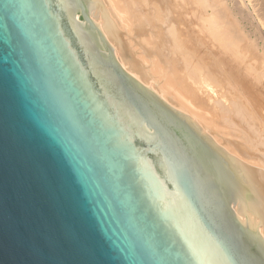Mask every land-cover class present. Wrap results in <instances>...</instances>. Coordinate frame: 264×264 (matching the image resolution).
<instances>
[{
    "label": "water",
    "instance_id": "obj_1",
    "mask_svg": "<svg viewBox=\"0 0 264 264\" xmlns=\"http://www.w3.org/2000/svg\"><path fill=\"white\" fill-rule=\"evenodd\" d=\"M86 11L152 84L102 0H0V264H264V171Z\"/></svg>",
    "mask_w": 264,
    "mask_h": 264
},
{
    "label": "bare ground",
    "instance_id": "obj_2",
    "mask_svg": "<svg viewBox=\"0 0 264 264\" xmlns=\"http://www.w3.org/2000/svg\"><path fill=\"white\" fill-rule=\"evenodd\" d=\"M238 1L236 2V7H235L236 12L238 13L239 16L245 18V20L248 21V19L251 17V15L248 18L247 14H246L247 16L243 14V12H244L243 6L244 5H242V4L240 5L241 1H240V3H238ZM131 2L132 1H129V0H102V3L104 5L105 9L109 13L111 23L122 33V40L126 43L128 49L136 56V54H137L136 49L137 48H135L134 46L138 45V48L141 49L140 50L141 53L143 55H145V57L143 55H140L139 57L136 56V57L145 65V72L149 75L152 84L144 81V75H143L142 70H140V71H130L129 70V64L123 59L121 51L117 47L116 41H111L108 30L102 29L98 24L95 23L96 25L95 24L94 25H95L96 29L100 33L103 34L105 40L108 42V44L111 45L112 48L111 47L110 48L114 51V56L118 60L120 65L124 69H126L131 75H133L136 79H138L141 83L146 85V87H148L151 91H154L155 93H157V96L158 97L160 96L159 98L163 99L168 105H172V107L177 108L175 110L179 111L182 115L190 118L193 121V123L195 124L194 127L197 129H201L203 132L208 134L212 140H214L216 143H218L220 145L219 147H221L220 148L221 150H223L227 153L233 154L235 157H237L240 161L246 163L253 170H263V169L257 167V165H255L256 162H254L252 160L248 161V160L241 157L242 151L240 150V148H242V147H240V144H238V146H239L238 147L234 142H232L230 140L229 141L226 140V138L223 134L228 133L230 131V128H229L230 126L228 125V121L225 119V116H224L225 113L223 116L221 114H222V111L227 112L228 107L225 106V108L224 107L220 108V115L221 116L219 115V113H217L216 110L218 107L215 105L214 102H212L211 97L210 96L208 97V95L204 91L203 84H202V81L200 78L201 76H198L199 75V69H196L197 68L196 67L193 70L192 67H195V66L194 65L190 66V64H188L185 61L184 56H182V55L179 56L178 52L181 54L182 51L181 50H180L181 52L178 51L172 45L171 46L169 44L166 45V46H169V47H167V50H169V51L166 52V54H165L164 51L166 50L165 49L166 46L163 43H165L166 41L163 43L162 42L159 43V47L161 48V49H159V48H156L155 44L153 43L152 39L149 36L144 37L143 34L145 32L147 24L145 22V19H142L141 16H137ZM159 2H160V0H159ZM179 2L181 4L192 3L193 5H196L202 11L200 16L197 18H194V20L192 21L193 27L195 28L196 32L199 33L202 36V38L205 41H207L210 44V46H212L214 48V51L217 54H219L223 58H227L228 60H230L236 67L241 68L242 71L244 72V74L248 78L254 79V80H256V78H259L257 75L258 73L255 71L256 70L255 66L251 62L249 63L248 61H245L246 56H245V53L243 52L244 51L243 48L240 47V45L237 43L238 40L235 41L234 39H232L230 37V35H232V34L230 33V35H229L228 32H226L224 30V28L227 27L226 26L227 22L224 23L225 21L222 20L223 22L221 21V23H219L220 21H218V19H217V16H220V15H217L219 12L217 11V14H216L217 16H216L215 15L216 10L213 11L214 9H217V6H215L216 7L215 8L213 6V4L210 3L208 0H179ZM232 2H233V0H232ZM248 2H250L252 4L253 8L256 11L258 10V12L261 14V16H260V14H259V16L261 19V23L264 26V0H248ZM139 3H141V2H139ZM219 3H221V2H219ZM141 5L142 4H140L139 9L140 10L142 9V12H143V10L146 11L145 8H143V6H145V5H142V6ZM214 5H215V3H214ZM212 6H213V10L211 9ZM245 10L247 11V8ZM221 13H222V11H221ZM87 15L89 16L90 20L93 19V21H94V14L93 13L87 12ZM257 15H258V13H257ZM223 19H224V16H223ZM258 19H259V17H258ZM148 20H149V18H148ZM249 20L251 21L252 19H249ZM163 22H165V21H163ZM176 23H178V22H176ZM223 23L225 24L224 26H226V27L222 26ZM249 23H251V22H249ZM149 25H151V23H149L148 26ZM165 25H162L165 27H161L159 25L158 27L159 28L161 27L162 29L158 28V30L161 32V30L165 31V30H163L164 28H168V29H166V30H168L167 35H169V36L171 35V37H173V39H175V44L177 43L176 41H178V43H179L182 39V38H179L181 35L180 30H179V26L175 25L174 23H171L169 20H168V22H166ZM255 27H254V29L258 28V27H256V28ZM254 29L252 30V34L254 33L256 35V39H254L255 44L257 45V42H258L257 39H260V41L262 40L263 44L259 41L260 44H262V46L261 45H259V46L261 47L260 50L261 49L264 50V41H263L264 37H262V35L260 33H258L260 31L256 32L257 29L256 30H254ZM163 33H166V31L162 32V34ZM237 34L234 33V35H232V36L235 37V35H236L238 37L239 33H237ZM240 37L241 36H239V38ZM178 38L180 39V41L178 40ZM235 39H236V37H235ZM240 39H242V37ZM184 42H186L187 44L189 43L187 46L191 45L190 42H188V40H184ZM240 42H242V40ZM180 45H181V42L179 45H175V47H177V46L180 47ZM185 46L183 48H185ZM171 47H173L174 50H173V48L170 49ZM183 50L185 51V49H183ZM183 55H184V53H183ZM228 75H229V78H232V80L235 79L236 82L238 81V83H240L241 85L243 84L240 80H238L237 78L232 76V74H228ZM202 79H203V77H202ZM243 86H244V84H243ZM244 87L246 88V86H244ZM244 97H245V95H244ZM229 103L230 102H228V104ZM232 104H233V102L230 105H232ZM230 105H228V106H230ZM233 106H232V108H233ZM236 106H238V103L236 104ZM234 108H235V110H234ZM234 108L232 110H234L236 112L238 110V108L237 107H234ZM221 109H224V110H221ZM229 111H231V108L229 109ZM240 114H242V113H240ZM247 117H248V115H247ZM244 137H245V135H244ZM247 148H249V147H247ZM232 208H233L236 216H239L237 213L236 207H232ZM238 219L240 220V222L242 224H244L245 226H247V228L250 229V221L245 223V222H243L242 218H238Z\"/></svg>",
    "mask_w": 264,
    "mask_h": 264
},
{
    "label": "rangeland",
    "instance_id": "obj_3",
    "mask_svg": "<svg viewBox=\"0 0 264 264\" xmlns=\"http://www.w3.org/2000/svg\"><path fill=\"white\" fill-rule=\"evenodd\" d=\"M129 1H132L131 3L137 16H141L142 19H145L147 25L145 32L143 34L144 37L149 36L152 39L153 43L155 44L156 48L159 49H161L159 47V43L161 42L163 43L166 41L165 43H163L165 46L169 44L170 46L172 45L174 48H176L178 51L180 50L182 51L181 54L178 52L179 56L181 55L184 56L185 61L188 64H190V66L194 65L195 67H192L193 70L196 67H197L196 69H199L198 76H201L200 78L203 84L204 91L208 95V97L209 96L211 97L212 102H214L215 105L218 107L216 110L217 113H219L220 115V108L223 107L225 108V106L228 107L227 112L222 111L221 114L223 116L225 113L224 115L225 119L228 121V125L230 126L229 127L230 131L228 130L229 131L228 133L223 134L226 140L228 141L230 140L234 142L237 146L238 144H240V147H242L240 148V150L242 151V155L239 153L241 157L248 161L252 160L256 162L255 165H257V167L263 169L264 171V50L262 49L260 50L261 47L259 46V45L262 46L263 44L262 40L260 41V39H257L258 41L257 42L258 46H257L254 40L256 39V35L254 33H253L254 35L252 34V30L256 26L259 29L255 27L257 30L256 29L254 30H256V32L260 31L258 33H260L262 37H264V26L261 23V19H260L261 14L258 12V10L256 11L253 8L252 4L248 2V0H239V1L233 0V2L232 0H212V1L208 0L210 3L213 4L214 7L217 6V9L219 8L218 10L217 9L213 10V6L211 8L213 11L216 10L215 15L217 14V11L219 12L217 15L220 16L216 15L218 21H220L219 23H221L222 20L225 21L224 23L227 22L226 23L227 27L224 26L225 25L224 23L222 25L223 27H226L224 28V30L228 32L229 35L230 33L232 35H234V33L235 34L239 33V36L242 37V39H240L241 37L239 38V36L237 37L235 35L236 37L235 39L234 36L230 35V37L235 41L238 40L237 43L240 45V47L243 48L244 50L243 52L245 53L246 56L245 61H248L249 63L251 62L255 66L256 69L255 71L258 73L257 75L259 78H256V80H254L248 78L244 74L242 69L236 67L230 60H228L227 58H223L219 54H217L214 51V48L210 46V44L207 41H205L199 33L196 32L195 28L193 27L192 21L194 20V18L199 17L200 14L202 13V11L196 5H193L192 3L181 4L179 0H160V2L159 0H129ZM237 1L238 3H240L241 1L240 5L241 4L244 5L243 14L244 15L247 14L248 16L247 15L246 16L248 18L251 15L252 18L251 17L249 18L252 19L251 21L249 19L247 21L245 20V18L238 15L235 8ZM213 2L215 3V5ZM219 2H221L222 4ZM140 4L145 5L143 6V8H145L146 11L143 10L142 12V9L141 10L139 9ZM245 7L247 8L248 12L245 10L246 9ZM258 17L260 20L258 19ZM91 20L93 21V19ZM168 20L171 23H174L175 25L179 26V30L181 33L179 38H182L181 41L178 38V40L181 42L180 47L179 46L175 47V45H179L180 42L178 43V41H176L177 43L175 44V39H173L171 35L170 36L167 35L168 30L166 29L168 28L163 29L166 31V33L163 34L162 32L165 31L161 30L160 32L158 30L159 28L158 26L160 25L161 27H165L166 26L165 24L166 22H168ZM95 23L96 22L94 20L93 24ZM149 23H151V25L148 26ZM249 26L252 27L250 28ZM184 40H188V42H190L191 45L187 46L189 43L187 44L186 42H184ZM239 40L240 41L242 40V42H240ZM259 41L262 44H260ZM184 46L185 48H183ZM134 47L137 48L136 56L139 57L140 55H143L140 51L141 49L138 48V45ZM167 47L169 46L165 47L166 49L164 51L165 54L166 52L169 51L167 50ZM173 47H171L170 49H172ZM186 47L187 48L189 47L188 49L190 51ZM183 49H185V51ZM143 56L145 57V55ZM228 74H232V76L240 80L244 84V86H246V88L243 86V84L241 85L240 83H238V81L236 82L235 79L234 81L232 80V78H229ZM228 102L230 103L228 104ZM232 102L233 104L230 105ZM236 102L238 103V106H236L237 104ZM228 105H230L231 107ZM232 106L233 108L234 107L238 108V110L236 109L237 110L236 112L238 114L234 111L235 108L234 110H232L233 109ZM229 107L231 108V111H229L230 109ZM216 144L218 147L220 146L218 143Z\"/></svg>",
    "mask_w": 264,
    "mask_h": 264
}]
</instances>
